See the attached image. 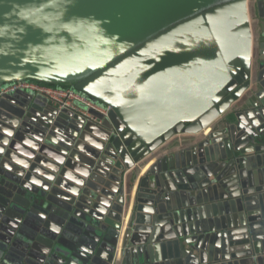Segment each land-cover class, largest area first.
Masks as SVG:
<instances>
[{"label": "water", "instance_id": "1", "mask_svg": "<svg viewBox=\"0 0 264 264\" xmlns=\"http://www.w3.org/2000/svg\"><path fill=\"white\" fill-rule=\"evenodd\" d=\"M23 81L110 111L0 96V264H264L263 1L0 0Z\"/></svg>", "mask_w": 264, "mask_h": 264}, {"label": "built area", "instance_id": "2", "mask_svg": "<svg viewBox=\"0 0 264 264\" xmlns=\"http://www.w3.org/2000/svg\"><path fill=\"white\" fill-rule=\"evenodd\" d=\"M260 1L264 2V0ZM17 92L40 95L46 98L50 105L58 110H67L97 125H101L102 120L108 117L110 111L109 108L93 102L88 97L69 87H55L32 81L16 82L0 87V96L11 95ZM239 105L240 103H235L232 108H236ZM81 107L98 113L102 119L98 120L94 118L87 110L85 111Z\"/></svg>", "mask_w": 264, "mask_h": 264}, {"label": "crops", "instance_id": "3", "mask_svg": "<svg viewBox=\"0 0 264 264\" xmlns=\"http://www.w3.org/2000/svg\"><path fill=\"white\" fill-rule=\"evenodd\" d=\"M253 2H251V5H252ZM249 17L250 19H252V21L256 20L257 19V10L255 7H249ZM191 137L187 136V135H181V136H175L173 139H171L169 142H167L166 144H164V146L158 151L159 153H162V151H164V148L167 146L169 147L170 144V147H174L176 146L174 149H171V150H179L178 146L179 145H174V144H187L188 142L186 140H188L189 142L191 141L190 139ZM177 142V143H174V142ZM174 143V144H173ZM174 145V146H173ZM189 146V145H188ZM166 147V148H167ZM182 148V147H180ZM166 154V153H164ZM163 155V154H162ZM161 155V156H162ZM136 168V167H135ZM135 169H133L131 172L128 173V175L126 176V180L130 177V175L134 172ZM144 172L143 170H140L136 173H133V189H135V186L137 184V182L140 180V178L144 175ZM134 194V191L132 192V195Z\"/></svg>", "mask_w": 264, "mask_h": 264}, {"label": "bare ground", "instance_id": "4", "mask_svg": "<svg viewBox=\"0 0 264 264\" xmlns=\"http://www.w3.org/2000/svg\"><path fill=\"white\" fill-rule=\"evenodd\" d=\"M248 17H249V11H248ZM249 23H250V29H251V35H252V39H254V37H255V28H254V22L252 21V19H250V17H249ZM132 194H130V196H131Z\"/></svg>", "mask_w": 264, "mask_h": 264}]
</instances>
